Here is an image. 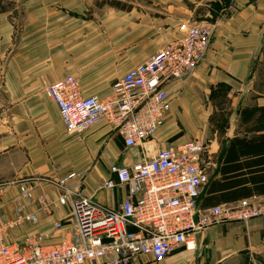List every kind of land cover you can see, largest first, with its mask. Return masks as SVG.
Wrapping results in <instances>:
<instances>
[{
	"label": "crops",
	"instance_id": "obj_1",
	"mask_svg": "<svg viewBox=\"0 0 264 264\" xmlns=\"http://www.w3.org/2000/svg\"><path fill=\"white\" fill-rule=\"evenodd\" d=\"M201 1L20 0L0 6V207L13 220L15 206L23 203L21 213L36 218L10 229L8 242L19 244L37 234L44 244H53L73 236L71 224L54 225L66 222L70 209L57 200L53 186L34 182L33 199L23 201L14 181L35 174L57 180L75 172L82 194L116 207L127 187L101 186L115 179L109 166L141 158L139 148H125L122 136L105 120L81 135L65 129L46 92L48 84L65 75L78 79L83 96L105 97L128 69L181 38L185 26L214 19L204 60L190 76L168 86L170 110L144 143V151L151 155L196 138L197 110L216 109L220 95L228 97L233 111L223 138L210 139V148L205 147L209 178H220L219 156L231 139L263 135L245 131L240 110L264 106V81H258L264 75L258 72L259 67L264 70V0ZM198 5L206 7L204 19H197ZM219 10L223 16L214 18ZM41 195L52 200L44 210L38 209ZM250 198L260 201L264 194ZM200 204L211 206H204L202 199ZM194 239L193 250L180 247L158 262L141 255L129 264H264V215L245 223L213 224Z\"/></svg>",
	"mask_w": 264,
	"mask_h": 264
},
{
	"label": "built area",
	"instance_id": "obj_2",
	"mask_svg": "<svg viewBox=\"0 0 264 264\" xmlns=\"http://www.w3.org/2000/svg\"><path fill=\"white\" fill-rule=\"evenodd\" d=\"M215 26L211 20L185 26L181 38L128 69L105 97L83 96L78 79L71 74L46 86L68 132L81 135L105 120L122 136L125 148H139L141 158L130 165L109 166L115 179L109 178L101 186L127 187L116 207L82 194V182L75 172L57 180L35 174L14 181L23 201L33 199L34 182L53 186L57 200L70 209L67 221L54 225L71 224L73 236L44 244L41 236L30 234L22 243H10V229L36 218L32 213H21L23 203L15 206L13 220H8L0 207V264H129L141 255L158 262L180 247L193 250L195 234L208 226L245 223L264 215V199L247 197L209 207L200 204L209 180L203 140H186L151 155L144 151V143L161 127L170 110L168 86L190 76L204 60ZM40 199L38 209L50 207L52 200L44 195Z\"/></svg>",
	"mask_w": 264,
	"mask_h": 264
},
{
	"label": "trees",
	"instance_id": "obj_3",
	"mask_svg": "<svg viewBox=\"0 0 264 264\" xmlns=\"http://www.w3.org/2000/svg\"><path fill=\"white\" fill-rule=\"evenodd\" d=\"M240 118L246 132H264V106L242 108ZM219 162L216 173L220 178H209L201 193L204 206L264 194V133L231 139L219 156Z\"/></svg>",
	"mask_w": 264,
	"mask_h": 264
},
{
	"label": "rangeland",
	"instance_id": "obj_4",
	"mask_svg": "<svg viewBox=\"0 0 264 264\" xmlns=\"http://www.w3.org/2000/svg\"><path fill=\"white\" fill-rule=\"evenodd\" d=\"M132 1L134 2L135 1H139V2L147 1V3L151 2V0H132ZM19 3H20V0H0V6L9 7L14 4H19ZM204 3L205 1L202 0L201 4H204ZM204 6L205 5H198L196 8V12L198 14V17H197L198 20L205 18L204 14L206 13L205 12L206 7ZM214 13L216 15L214 18L223 16V13H221L220 10L218 12L214 11ZM210 20L215 21L214 19L213 20L210 19ZM258 72L261 74H264L263 68L259 67ZM260 80L261 82L264 81V75L260 76L258 81L260 82ZM198 96L201 100L202 94L199 93ZM214 104H216L217 106L216 109L200 108L197 110V116H196L197 124L195 126L196 127L195 135H196V138H199L204 141V144L206 145L207 149L210 148V146H208V144H210V139L212 140L213 138H215L217 139V141H220L223 138L229 126L228 118L233 111V109L230 107L228 97H226L225 95L224 96L220 95L219 98L214 101ZM203 159H204V156H203Z\"/></svg>",
	"mask_w": 264,
	"mask_h": 264
}]
</instances>
